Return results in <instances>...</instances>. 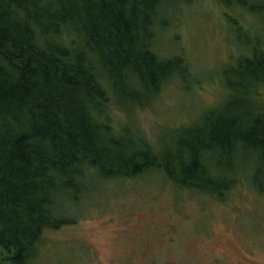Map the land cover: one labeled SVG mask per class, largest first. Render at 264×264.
<instances>
[{
  "label": "trees",
  "instance_id": "obj_1",
  "mask_svg": "<svg viewBox=\"0 0 264 264\" xmlns=\"http://www.w3.org/2000/svg\"><path fill=\"white\" fill-rule=\"evenodd\" d=\"M195 1L0 0V253L5 264H30L44 234L74 225L72 211L107 181L156 172L179 190L222 201L248 170L234 162L240 163V154L254 153L261 168H253L251 182L264 194V112L257 110L264 87L263 45L232 70L236 86L256 90L254 103L245 99L253 110L208 119L203 128L191 130L194 137L181 142L180 152L156 153L111 126L112 102L126 108L142 104L168 81L188 74L183 59H161L153 46L168 8ZM213 156L227 157L228 168H215Z\"/></svg>",
  "mask_w": 264,
  "mask_h": 264
},
{
  "label": "rangeland",
  "instance_id": "obj_2",
  "mask_svg": "<svg viewBox=\"0 0 264 264\" xmlns=\"http://www.w3.org/2000/svg\"><path fill=\"white\" fill-rule=\"evenodd\" d=\"M241 2L245 7L236 0L169 7L153 51L164 60L180 57L188 74L168 81L142 104L126 108L112 102V128L156 153H175L194 137L192 129L215 115L253 110L245 99L253 102L256 90L236 86L232 70L252 48L264 46V13L255 14L264 0ZM259 89L257 110L264 112V87ZM212 159L215 168H228L227 157ZM239 160L235 168L248 170L222 201L179 190L156 172L98 185L72 211L74 225L44 234L30 264H264V194L251 182L253 168H261L259 156L240 154ZM4 258L0 253V264Z\"/></svg>",
  "mask_w": 264,
  "mask_h": 264
}]
</instances>
